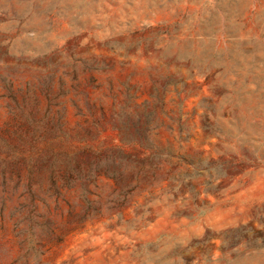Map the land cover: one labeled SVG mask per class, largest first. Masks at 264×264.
Instances as JSON below:
<instances>
[{"label":"rangeland","instance_id":"rangeland-1","mask_svg":"<svg viewBox=\"0 0 264 264\" xmlns=\"http://www.w3.org/2000/svg\"><path fill=\"white\" fill-rule=\"evenodd\" d=\"M48 86L68 134L98 121L95 150L127 97L161 101L157 144L192 165L124 202L105 175L89 205L36 202L54 231L31 251L10 219L28 201L0 186V264H264V0H0V135L17 103L42 118Z\"/></svg>","mask_w":264,"mask_h":264},{"label":"trees","instance_id":"trees-1","mask_svg":"<svg viewBox=\"0 0 264 264\" xmlns=\"http://www.w3.org/2000/svg\"><path fill=\"white\" fill-rule=\"evenodd\" d=\"M4 84L10 88L9 83ZM11 95L12 102L16 103V95L12 91ZM44 97L48 105L41 119L36 118L37 109L26 113L17 103L15 109L10 107L14 125L0 135V186L4 192L10 189L13 195L20 192L19 199L28 201L10 213L14 221L12 231L28 251L33 248L36 231L48 236L54 231V223L38 213L36 202L46 205L47 199L57 201L63 197L62 191L78 189L79 199L89 205V197L95 195L91 187H98L101 175L121 187L117 197L124 202L131 194L152 188L161 179L173 178V171L169 170L160 177L163 162L171 165V161L177 159L192 165L157 144L155 137L163 125L159 126L156 119L159 113L165 116L161 101L152 107L147 103L136 106L133 98L127 97L124 106L114 115L117 122L113 130L117 132L119 143L105 150H95L88 142L96 141L101 133L98 121L91 124L97 131L95 137L90 128L81 129L72 136L64 131L60 113L56 114V121L52 120V102L58 97L50 95L49 86ZM34 106L37 107V98H34ZM77 111L81 116V110ZM166 129L171 131L170 127ZM178 131L182 132L180 126ZM188 177L183 175L182 180ZM5 208L3 200L1 215ZM84 221L83 216L73 217L71 223Z\"/></svg>","mask_w":264,"mask_h":264}]
</instances>
